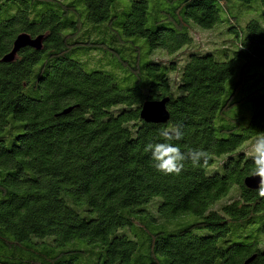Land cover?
<instances>
[{"label": "trees", "instance_id": "trees-1", "mask_svg": "<svg viewBox=\"0 0 264 264\" xmlns=\"http://www.w3.org/2000/svg\"><path fill=\"white\" fill-rule=\"evenodd\" d=\"M253 4L0 0V264H264V197L244 184L264 26L234 13ZM20 35L40 49L3 62ZM162 100L166 123L140 119ZM177 125L208 157L165 175L144 149Z\"/></svg>", "mask_w": 264, "mask_h": 264}, {"label": "clouds", "instance_id": "clouds-1", "mask_svg": "<svg viewBox=\"0 0 264 264\" xmlns=\"http://www.w3.org/2000/svg\"><path fill=\"white\" fill-rule=\"evenodd\" d=\"M160 136L163 142L148 143L145 152L151 153V158L155 161L154 167L157 171L165 175L179 174L183 167V161L191 160L193 165L199 166L201 162L207 161L208 153L204 150H190L187 155L181 152L173 141L180 140L183 132L180 126L161 131ZM249 155L253 161L250 171L251 176L259 177L258 194L264 197V132H259L250 145Z\"/></svg>", "mask_w": 264, "mask_h": 264}, {"label": "water", "instance_id": "water-1", "mask_svg": "<svg viewBox=\"0 0 264 264\" xmlns=\"http://www.w3.org/2000/svg\"><path fill=\"white\" fill-rule=\"evenodd\" d=\"M27 46L35 49H40V38L36 40H31L26 35L18 36L14 42V46L11 53L3 59V62H12L17 52ZM165 104L166 100L144 103L140 111V119L143 120L145 123L151 124L166 123L168 120V113L166 111ZM244 184L250 189H256L259 186V177L251 176L244 181Z\"/></svg>", "mask_w": 264, "mask_h": 264}, {"label": "rangeland", "instance_id": "rangeland-1", "mask_svg": "<svg viewBox=\"0 0 264 264\" xmlns=\"http://www.w3.org/2000/svg\"><path fill=\"white\" fill-rule=\"evenodd\" d=\"M234 13L239 17V23L240 25L245 28V25L251 21V20H257L259 21L263 26H264V8L260 7L258 4H253L251 6V8H244L241 7L239 5H236L235 9H234ZM226 25L227 23L224 25L225 29H226ZM223 27V26H222ZM218 27H216L215 29H217ZM225 32V30H223ZM219 33H221V31H219ZM227 36H229V32H225L223 33V35H219V38H226ZM218 44V43H216ZM239 110H234L230 113V117H239L240 115L238 114ZM215 170H220L219 169V164H218V159H216V162H214V164L212 166H210L206 172L207 174H213L215 172ZM221 172V171H219ZM159 201V200H158ZM157 206V204H156Z\"/></svg>", "mask_w": 264, "mask_h": 264}]
</instances>
